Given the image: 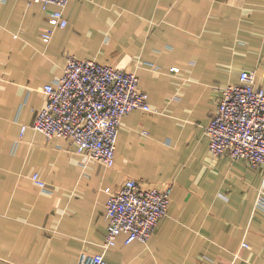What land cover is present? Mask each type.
<instances>
[{
  "label": "crops",
  "instance_id": "crops-1",
  "mask_svg": "<svg viewBox=\"0 0 264 264\" xmlns=\"http://www.w3.org/2000/svg\"><path fill=\"white\" fill-rule=\"evenodd\" d=\"M64 14L44 43L41 3L0 0V264H264L263 173L214 157L206 132L220 88L245 70L264 88V0H69ZM69 56L136 74L149 96L152 112L123 118L113 168L32 127ZM129 180L172 188L168 214L147 242L106 250V190Z\"/></svg>",
  "mask_w": 264,
  "mask_h": 264
},
{
  "label": "built area",
  "instance_id": "built-area-1",
  "mask_svg": "<svg viewBox=\"0 0 264 264\" xmlns=\"http://www.w3.org/2000/svg\"><path fill=\"white\" fill-rule=\"evenodd\" d=\"M30 1L41 3L47 13L49 27L42 40L49 43L57 28L68 25L64 8L69 0ZM170 71L176 74L180 68ZM139 82L136 74L94 59L69 56L61 77L42 88L47 104L38 112L32 127L47 138L73 140L78 154L113 168L123 118L134 110L153 111L148 94L139 89ZM206 132L214 157L242 159L262 171L263 183L255 207L264 211V88L258 85L255 72L245 70L239 83L220 88L218 108ZM33 180L46 188L38 174ZM106 192L107 250L117 244L122 234L127 236L126 244L147 242L168 214L172 188H145L140 182L129 180L119 190L108 188ZM79 264L110 263L104 254H96L83 255Z\"/></svg>",
  "mask_w": 264,
  "mask_h": 264
}]
</instances>
